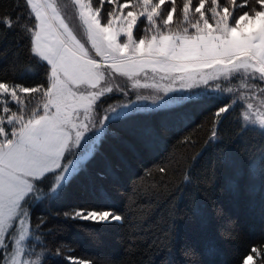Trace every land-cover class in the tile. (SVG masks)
<instances>
[{
    "label": "trees",
    "instance_id": "obj_1",
    "mask_svg": "<svg viewBox=\"0 0 264 264\" xmlns=\"http://www.w3.org/2000/svg\"><path fill=\"white\" fill-rule=\"evenodd\" d=\"M89 1L101 21L115 17L111 0ZM215 4L238 16L259 10L252 0L233 9L232 0ZM215 4L205 0L207 9ZM13 17L14 28L0 24V83L36 89L20 103L28 116L42 115L51 66L33 49L36 18L26 0H0V20ZM169 27L158 33L196 34L181 23ZM5 94L2 118L21 105ZM209 94L112 118L67 182L52 190L56 171L36 179L29 207L39 264H244L249 254L252 264H264V128L247 124L232 96ZM110 100L104 95L97 104ZM0 127V142L18 129L1 120ZM80 209L112 210L122 219H84L74 215Z\"/></svg>",
    "mask_w": 264,
    "mask_h": 264
},
{
    "label": "rangeland",
    "instance_id": "obj_2",
    "mask_svg": "<svg viewBox=\"0 0 264 264\" xmlns=\"http://www.w3.org/2000/svg\"><path fill=\"white\" fill-rule=\"evenodd\" d=\"M111 1L117 9L115 17L121 16V14L126 15L128 11H133L138 16L137 23L132 30V37H127L119 21L111 25V27L120 30L117 43L121 45L126 43L129 52H135L138 48L141 51L144 50V41L146 44L149 41H158V54L155 57L134 60L121 59L108 49L99 34L90 27L89 18L94 16L100 21V27L103 28L109 26L108 22L115 17L107 16L104 22L101 21L99 10L93 7L89 0H31L29 3L36 18L33 49L40 58L45 60L36 50V32L40 31L43 19L46 27L51 26V32L55 34V37L65 41L68 47L80 55L83 60H94L98 66L94 71L95 80L88 84L76 82L69 85V91L75 93L74 98L73 96L68 97L67 111L70 113L71 122L67 130L71 137L68 141L70 147L66 149L60 167L49 171L57 172L54 181L55 187L53 185L52 190H56L67 182L90 158L106 132L110 119L134 111L174 106L205 94L210 95L209 93L228 94L232 96L233 104L242 105V114L247 124L264 128V72L261 71L262 66L259 62L241 55L239 60L234 58L232 63L218 59L211 64H199L192 57L184 54V48L196 44L202 37L192 39L189 36L188 39L182 40L180 36L185 35L182 33L173 31L158 33L160 27L165 29L173 24V28H175L178 23L187 29H192L193 25L198 24L202 28L204 19L215 29L219 20L217 13L222 14L228 8L218 4L208 9L205 6L202 10L205 15L202 18L195 12L194 5L192 11L189 9L188 13L193 12L197 15L193 20L190 19V24H185V21L181 22V17L187 12L186 3L184 4L187 0L181 6L177 0H174V3L173 0H165V3L157 9V13L153 14L152 20L147 19V14L144 13L143 0ZM150 3L156 5L159 0H150ZM125 4L128 7H123ZM240 5L241 0H236V3H233L230 8L233 9ZM173 7L176 11L172 18L169 12ZM234 11L233 15L229 12V28H224L221 22L216 29L221 32V36L217 39L222 40L223 34L227 32L231 42L239 43L244 37L257 36L264 28V21L261 19L241 21L238 19L240 16L237 15L238 12ZM121 19H123L122 16ZM169 20L172 21L168 23ZM139 23L143 33L141 37L136 35ZM205 27L207 28L208 25ZM172 35L175 36L174 43H170ZM51 39L53 37L50 35L48 40ZM45 42L42 41V43ZM97 48L100 50L97 51ZM192 52L193 55H203L206 53V49L192 48ZM46 61L52 68L51 63ZM50 79L51 87L52 71ZM12 88H15L16 96H11L10 92L6 93L7 95L2 93L5 94L3 98L8 96L11 98L8 100H15L21 105L18 113L9 112L1 121L8 123L11 118L12 122L8 124L14 131L16 127L26 123L31 117L36 119L41 114L36 115L39 113L38 111L34 114L35 116H28L25 105L20 103H25L23 100L25 92L21 91L23 87H9V89ZM91 93L99 95L89 99ZM104 95L113 97V100H110L106 105H98L97 101ZM21 106H23L22 110ZM43 106L40 108L41 111ZM84 125L87 128H84ZM77 131L81 133L79 141H76L75 138ZM10 139H15V137ZM61 174L63 179L58 182V177ZM36 179L38 178L35 176L29 178L32 191L27 193L24 199L19 200V208L12 204L7 192L0 194V264H39L41 261L40 254L36 253L35 245L31 244L34 234L30 223L29 197L34 192L36 193Z\"/></svg>",
    "mask_w": 264,
    "mask_h": 264
},
{
    "label": "snow or ice",
    "instance_id": "obj_3",
    "mask_svg": "<svg viewBox=\"0 0 264 264\" xmlns=\"http://www.w3.org/2000/svg\"><path fill=\"white\" fill-rule=\"evenodd\" d=\"M31 3V0H26ZM198 6L195 12L203 18L205 13L202 11L205 7V0H197ZM215 4L216 0H212ZM235 4L236 0H232ZM165 0H159V3L152 5L150 0H143L144 13L147 14V19L152 20L153 14L157 13L160 5H163ZM174 3V0H173ZM248 4V0H245ZM259 10H255L250 16L248 9H243V14L238 17L241 21L249 19H261L264 21V0H252ZM192 0H187L185 18ZM123 7H128L127 4ZM251 7V5H249ZM149 8L151 9L149 11ZM175 7L169 12L173 18ZM215 11V9H214ZM144 13H141L142 15ZM121 16L123 19H121ZM108 22L107 27H100V21L94 16L89 18V25L101 37L107 48L119 56L121 59H142L145 57H155L158 54V41H149L147 44L144 41V50L139 48L135 52H129L128 45L118 44L117 39L120 35V30L111 27L119 21L122 24L123 30L127 37H132V30L137 23L138 16L133 11H128L126 15L121 14ZM219 20L215 29L209 22L204 19L203 27L193 25L196 29V34L191 36L192 39L202 37L196 44L189 45L184 48V54L190 56L196 63L211 64L212 62L222 59L228 63H232L234 58L239 60L241 55L256 60L261 64V71L264 72V28L257 36L244 37L241 42H231L227 32L223 34V39H217L221 36V32L216 29L221 22L224 28H229L228 16L229 11L225 9L222 14L217 13ZM172 20H169L170 23ZM17 18H7L0 20V24L11 29L16 26ZM205 25H208L206 28ZM234 25V24H233ZM187 31V30H185ZM53 39L48 40L49 36ZM188 35L180 36V39H188ZM42 41H46L42 43ZM175 42V36L172 35L170 43ZM151 45V47H149ZM192 48L206 49V53L193 55ZM36 50L48 60L52 71V85L47 89L45 95L49 97L48 102L43 106V115L36 119H29L26 123H22L20 129L11 133L15 139L6 138L0 142V194L7 192L9 200L12 204L19 208V200L24 199L27 193L32 191V184L29 183V178L35 176L41 178L45 173L52 169H56L61 165V159L69 146L70 132L67 130L71 122L68 108V97H75V93L69 91V85L79 82L88 84L95 80L94 71L97 69V64L94 60H83L80 55L72 51L65 41L59 40L55 34L51 32V26H45V21L41 20V29L36 32ZM100 49L97 48V51ZM21 91L25 93L35 92L36 89L24 87ZM0 92L9 93L11 96H16L15 88L9 89L6 83H0ZM99 95L91 93L89 99ZM224 112L225 109L220 110ZM74 114V113H73ZM3 118L0 117V120ZM11 118L8 123L11 124ZM87 128L86 125L83 126ZM5 128L0 127V133H4ZM76 141L81 139L80 131L75 134ZM51 165V167H49ZM63 179L61 174L59 180ZM55 187V185H54ZM73 213H66L72 215ZM74 215L84 219L94 220H121L120 215L114 214L112 210H92L80 209L76 210ZM254 257L252 254L246 256L244 264H252ZM76 264H85V261H76Z\"/></svg>",
    "mask_w": 264,
    "mask_h": 264
}]
</instances>
